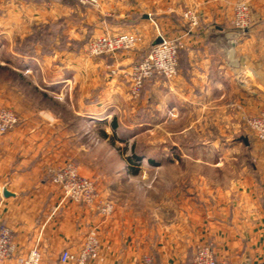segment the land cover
I'll list each match as a JSON object with an SVG mask.
<instances>
[{"label": "crops", "instance_id": "1", "mask_svg": "<svg viewBox=\"0 0 264 264\" xmlns=\"http://www.w3.org/2000/svg\"><path fill=\"white\" fill-rule=\"evenodd\" d=\"M234 1H188L198 11L199 25L183 38L178 74L168 82L174 116L208 115L213 102L231 101L244 116L264 110V0L253 1V24L242 37L231 27ZM152 2V13L142 10L143 1L137 2L141 10L126 7L116 16L113 7L106 18L92 9L79 14L78 5L68 9L56 0L30 8L46 23L62 15H86L90 31L93 23L103 22L107 33L136 35L132 50L107 61L109 69L125 73L136 63L137 49L152 46L157 33H180L171 1ZM111 78L110 86L117 87ZM67 80L61 77L50 84ZM163 86L156 84L161 92ZM69 115L67 123L49 110L35 111L0 138V221L12 231L16 257L37 246L40 264H60V253L68 249L78 254L87 233L95 229L100 250L87 264H145V258L151 264H190L195 248L205 245L218 260L264 264V143L251 132L241 136L239 126L227 125L218 131L226 138L181 146L183 155L169 159L170 172L162 178L168 181L167 196L154 189L151 205L115 201L112 215L104 219L93 209L64 200L51 182L69 156L74 133L81 131L80 117H91L75 110ZM153 177L159 184L160 174ZM3 189L11 195L4 197ZM16 257L4 264H19Z\"/></svg>", "mask_w": 264, "mask_h": 264}, {"label": "rangeland", "instance_id": "2", "mask_svg": "<svg viewBox=\"0 0 264 264\" xmlns=\"http://www.w3.org/2000/svg\"><path fill=\"white\" fill-rule=\"evenodd\" d=\"M41 1L53 0H3L0 4V109L12 111L18 123L41 110L54 112L67 123L72 120L69 111H78L82 116L88 112L91 117L79 119L81 131L74 133L75 142L65 162H72L81 176L94 182L102 202L114 207L115 201L126 199L132 205L136 202L151 205L154 189L168 195V181L162 178L170 172L169 159L183 155L185 149L181 146L226 138L227 134L219 130L227 125L239 126L241 136L251 132L245 122L251 115L244 116L241 107L231 101L213 102L209 106L213 111L208 115L174 116L168 97V82L172 79L151 78L140 95L132 97L124 73L117 70L116 74H110L107 67L110 56L94 58L87 54L86 44L106 33L105 24L93 23L90 31L84 20L86 15L76 18L73 14L46 23V18L32 13L33 6ZM56 1L68 9H76L78 5L79 14H84V8L96 10L98 17L103 18L107 17L106 12L113 14V7L116 16L126 7L141 10L137 2L143 1V11L155 10L149 7L152 0H97V7L77 0ZM170 1L176 10V25L183 32L186 29L183 14L194 6L189 0ZM245 1L252 13L254 0ZM156 38L153 37L155 41ZM150 48L149 44L143 51L137 49L136 60ZM25 63L30 65L24 69L17 67ZM113 76L117 87L110 86ZM61 77L69 80L50 84ZM156 84L164 85L165 91L157 90ZM216 107L229 111L221 113ZM74 123L77 124L76 119ZM191 125L197 126L196 130L186 131ZM158 173L159 184L158 179L153 180Z\"/></svg>", "mask_w": 264, "mask_h": 264}, {"label": "built area", "instance_id": "3", "mask_svg": "<svg viewBox=\"0 0 264 264\" xmlns=\"http://www.w3.org/2000/svg\"><path fill=\"white\" fill-rule=\"evenodd\" d=\"M80 4L97 7V0H77ZM186 29L175 35L158 33L156 42L149 52L137 63L132 64L124 73L128 84V92L132 97H137L143 87L151 78L161 77L171 80L178 74V51L182 40L199 25V14L196 8L190 6L183 14ZM251 26L249 5L245 0H238L233 6L231 27L237 36H243ZM138 37L129 33H105L93 37L86 44V51L90 57H111L117 53L133 49L138 42ZM110 74L116 70L109 69ZM246 125L255 139L264 143V110L245 119ZM16 115L8 109H0V138L12 131L17 125ZM57 186L64 200H68L82 207L93 209L98 215L106 219L114 211V207L99 199L94 182L81 176L72 162H65L57 168L51 178ZM100 244L95 229L90 230L78 254H72L68 249L63 250L59 256L60 264H87L98 257ZM16 247L11 229L0 221V264L16 257ZM19 264H40L41 256L37 246L31 248L25 255L16 257ZM145 264H151L150 258L144 259ZM190 264H231L226 260H218L210 246H197Z\"/></svg>", "mask_w": 264, "mask_h": 264}, {"label": "water", "instance_id": "4", "mask_svg": "<svg viewBox=\"0 0 264 264\" xmlns=\"http://www.w3.org/2000/svg\"><path fill=\"white\" fill-rule=\"evenodd\" d=\"M2 195H3L4 197H8V196H10L11 194H9V193L7 192L6 189H3V191H2Z\"/></svg>", "mask_w": 264, "mask_h": 264}, {"label": "trees", "instance_id": "5", "mask_svg": "<svg viewBox=\"0 0 264 264\" xmlns=\"http://www.w3.org/2000/svg\"><path fill=\"white\" fill-rule=\"evenodd\" d=\"M116 127V123L115 121L112 122V128H115ZM150 163H153L152 161Z\"/></svg>", "mask_w": 264, "mask_h": 264}]
</instances>
